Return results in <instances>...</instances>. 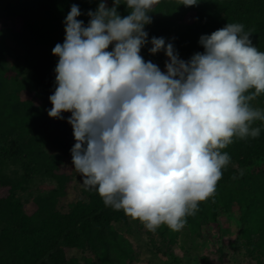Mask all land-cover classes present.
<instances>
[{"label":"clouds","instance_id":"clouds-1","mask_svg":"<svg viewBox=\"0 0 264 264\" xmlns=\"http://www.w3.org/2000/svg\"><path fill=\"white\" fill-rule=\"evenodd\" d=\"M159 3L99 0L87 25L73 4L63 43L52 48L58 61L47 111L58 120L70 113L71 161L82 186L150 232L181 230L214 197L231 160L222 150L259 137L253 125L264 123V110L251 103L264 94V52L250 39L254 30L227 23L201 35L203 52L184 60L164 37L148 38L145 25ZM147 44L150 55L167 58L163 71L140 54Z\"/></svg>","mask_w":264,"mask_h":264},{"label":"trees","instance_id":"trees-1","mask_svg":"<svg viewBox=\"0 0 264 264\" xmlns=\"http://www.w3.org/2000/svg\"><path fill=\"white\" fill-rule=\"evenodd\" d=\"M98 2L0 0V21L11 24L0 22V264H138L142 249L171 264H185L179 251H186L188 237H202L209 221L218 225L229 221L226 226L234 228L250 258L264 264L260 121L253 125L261 128L259 137L234 139L222 150L231 160L222 170L214 197L201 202L179 231L166 226L146 230L123 211L106 207L95 190L82 186L77 172L64 169L75 141L67 123L70 113H62L64 119L59 120L47 115L58 61L52 48L63 43V21L71 6H79L77 19L87 25L86 13ZM118 12L122 17L128 14L123 4ZM149 15L152 23L145 25L149 40L164 37L184 60L203 52L201 35L227 23L254 30L250 39L264 52V0H198L189 7L178 5V0H160ZM187 17L191 18L185 21ZM17 20L21 26L15 30ZM150 47L145 45L140 54L163 71L167 58L162 51L150 55ZM251 103L264 110V94ZM71 183L76 196L67 201L74 188Z\"/></svg>","mask_w":264,"mask_h":264},{"label":"rangeland","instance_id":"rangeland-1","mask_svg":"<svg viewBox=\"0 0 264 264\" xmlns=\"http://www.w3.org/2000/svg\"><path fill=\"white\" fill-rule=\"evenodd\" d=\"M190 18L187 17L185 21L190 20ZM1 23L4 26L11 27L9 23ZM20 26L19 20L13 23L15 30L20 29ZM64 169L70 173H76L72 161ZM74 183H71L70 186L74 187ZM80 184L78 182L76 185ZM75 196L74 187L69 190L66 200L70 201ZM228 224L229 221H222L221 225L209 221L202 229V237H188L186 251H179V254L183 256V262L185 264H257L246 252L242 245V240L237 239V233L234 228L232 229L231 225L229 227L226 226ZM139 252H141V257L138 264H171L166 258L149 255L145 249L139 250ZM75 254L77 253L74 252L73 255ZM202 258L205 260L200 261Z\"/></svg>","mask_w":264,"mask_h":264}]
</instances>
